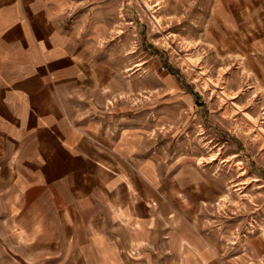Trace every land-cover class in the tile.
<instances>
[{
    "label": "rangeland",
    "instance_id": "374dc122",
    "mask_svg": "<svg viewBox=\"0 0 264 264\" xmlns=\"http://www.w3.org/2000/svg\"><path fill=\"white\" fill-rule=\"evenodd\" d=\"M59 1L101 64L96 106L110 136L133 140L159 173L204 177L202 218L220 264H264V2L244 16L216 0ZM6 215L0 264H120L92 247L28 244Z\"/></svg>",
    "mask_w": 264,
    "mask_h": 264
},
{
    "label": "crops",
    "instance_id": "0c3cea01",
    "mask_svg": "<svg viewBox=\"0 0 264 264\" xmlns=\"http://www.w3.org/2000/svg\"><path fill=\"white\" fill-rule=\"evenodd\" d=\"M58 2L0 0L6 222L28 244L75 245L80 254L92 247L120 264H220L202 218L208 182L172 166L159 173L155 158L140 157L133 140L110 136L96 106L105 85L101 64L83 32L67 27ZM263 2L215 4H237L246 16Z\"/></svg>",
    "mask_w": 264,
    "mask_h": 264
}]
</instances>
